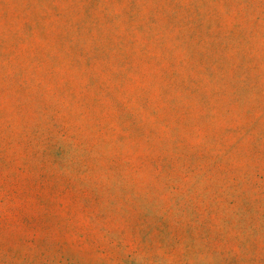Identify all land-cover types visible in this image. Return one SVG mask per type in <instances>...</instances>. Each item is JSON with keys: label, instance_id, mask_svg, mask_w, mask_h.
<instances>
[{"label": "rangeland", "instance_id": "374dc122", "mask_svg": "<svg viewBox=\"0 0 264 264\" xmlns=\"http://www.w3.org/2000/svg\"><path fill=\"white\" fill-rule=\"evenodd\" d=\"M0 264H264V0H0Z\"/></svg>", "mask_w": 264, "mask_h": 264}]
</instances>
